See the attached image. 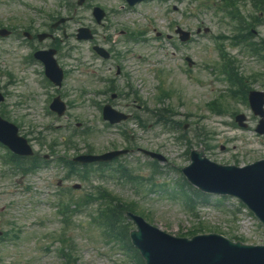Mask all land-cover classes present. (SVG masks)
I'll return each mask as SVG.
<instances>
[{
	"label": "rangeland",
	"instance_id": "1",
	"mask_svg": "<svg viewBox=\"0 0 264 264\" xmlns=\"http://www.w3.org/2000/svg\"><path fill=\"white\" fill-rule=\"evenodd\" d=\"M220 1L154 0L130 10L121 7L123 0H86L81 7L76 0L68 4L59 0H0V27H13L16 33L26 26L42 33L54 22L52 17H71L63 24L65 38L61 30L54 32V37L61 40L57 61L66 72L56 93L67 104V112L60 118L47 109L48 97L55 90L44 83L42 66L30 62L25 65L28 69H22L23 55L29 51L20 47L16 40L19 35L0 39V93L6 90L9 94L0 103V112L18 127L36 153L48 154L51 162L38 173L23 176L4 165L1 158L6 151L0 148V231L6 233L0 239V264H66V257L57 253L60 243L56 239L62 234L73 245L74 253H63L69 255L68 264H136L118 245L108 244L98 227L92 225L96 205L83 208L67 225L62 223L56 205L60 191L68 188L75 198H80L96 187H104L123 201L136 202L151 225L173 236L186 237L193 227L201 225L198 234L218 233L232 240L241 238L246 244L263 243L264 228L236 199L209 196L205 204L196 203L192 215L184 209L177 187L183 181L181 169L190 163L191 150L202 147L208 159L223 165H244L264 158V135L254 131L258 117L239 100L221 99L227 95L228 85L213 66L218 63L215 39L219 35L230 36L233 25L217 10ZM94 6L106 12L101 25L92 18ZM175 26L193 34L196 29L209 32L194 35L186 44L177 39L167 42L164 37L175 36ZM79 27L91 29L94 39L77 41L74 34ZM117 31L125 34L118 37L114 35ZM256 31L258 40L264 39V22ZM130 33L141 34L131 41ZM223 43L242 75L264 72V64L255 57L232 47L228 40ZM50 44L44 41L39 48ZM93 45L106 51L113 48L125 55L117 60H101L92 52ZM185 56L193 61L192 67L185 63ZM116 66L120 71L127 67L126 74L116 76ZM109 79L114 89L123 94L128 91L127 85H132L145 111L136 110L139 103L116 90L115 100H110L111 93L103 94ZM247 83L251 90L264 91V76ZM159 86L172 91L171 98L162 103L156 102ZM216 99H221L230 113L244 114L248 128L237 129L229 113L217 115L209 111L207 104ZM107 102L120 112L138 114L144 127L133 119L107 127L100 107ZM154 109L166 111L168 125L157 124V117L151 114ZM173 123L178 124L177 130L170 127ZM83 129L88 132L74 140L76 148L67 149L60 144L73 130L81 135ZM125 129L128 140L121 135ZM56 139L57 154L66 150L69 158L85 153L86 146L92 147L93 154L127 148L132 152L119 158L118 165L126 166L138 180L134 184L124 179L123 173L107 172L102 177L94 174L88 183L74 177L65 179L64 169L55 164V156L48 150ZM138 149L158 153L166 161L156 162L153 172V161ZM118 165L113 164L112 168ZM75 183L80 184L79 190L71 188ZM172 193L175 198L170 197ZM16 229L18 233L13 236Z\"/></svg>",
	"mask_w": 264,
	"mask_h": 264
},
{
	"label": "water",
	"instance_id": "2",
	"mask_svg": "<svg viewBox=\"0 0 264 264\" xmlns=\"http://www.w3.org/2000/svg\"><path fill=\"white\" fill-rule=\"evenodd\" d=\"M97 159L88 158L89 161ZM202 162L209 169L191 173L194 184L205 191L238 197L264 223V162L242 170ZM128 216L140 229L132 232L131 238L146 264H264V247H246L212 236L185 242L162 234L137 217ZM146 230L162 240L151 238V242L148 241Z\"/></svg>",
	"mask_w": 264,
	"mask_h": 264
},
{
	"label": "trees",
	"instance_id": "3",
	"mask_svg": "<svg viewBox=\"0 0 264 264\" xmlns=\"http://www.w3.org/2000/svg\"><path fill=\"white\" fill-rule=\"evenodd\" d=\"M109 204L103 213L105 219L110 222L111 228H118L125 234V227L121 224L122 221V211L123 209H128L129 207L125 204L118 203L116 199L109 197ZM126 235V234H125Z\"/></svg>",
	"mask_w": 264,
	"mask_h": 264
},
{
	"label": "flooded vegetation",
	"instance_id": "4",
	"mask_svg": "<svg viewBox=\"0 0 264 264\" xmlns=\"http://www.w3.org/2000/svg\"><path fill=\"white\" fill-rule=\"evenodd\" d=\"M34 38H32L31 40L28 41V43L32 44Z\"/></svg>",
	"mask_w": 264,
	"mask_h": 264
}]
</instances>
